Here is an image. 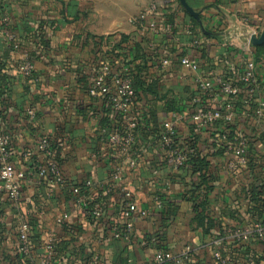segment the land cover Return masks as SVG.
Here are the masks:
<instances>
[{"label":"crops","instance_id":"crops-1","mask_svg":"<svg viewBox=\"0 0 264 264\" xmlns=\"http://www.w3.org/2000/svg\"><path fill=\"white\" fill-rule=\"evenodd\" d=\"M186 2L199 19L179 0H0V126L10 139V160L24 175L18 202L0 198V264H36L50 242L54 264H92L94 258L99 264H152L159 250L172 255L171 264L186 255L181 264H217L215 250L240 262L250 254L264 264L263 244L239 247L225 235V226L248 227L264 217V206L255 209L248 197L254 185H264V119L252 117L264 101L263 58L256 65L258 97L246 104L242 92L232 123L203 129L192 123L193 114L212 106L197 90L196 75L234 79L245 60L255 58V46L248 52L235 35L244 30L243 17L262 33L264 0ZM152 4L155 31L135 22ZM184 57L197 61V74L181 64ZM26 61L31 77L21 72ZM104 61L129 65L136 78L137 96L126 111L119 107L123 101L108 107L89 94L93 71ZM127 113L139 121L131 154L136 166L119 157L116 180V152L106 139L126 127ZM166 121L174 124L180 146H194L196 163L168 168L160 147ZM240 131L249 140V162L232 172L221 135L232 140ZM42 137L54 151L61 183L38 175ZM124 188L146 216L134 213L129 238L116 239L114 228L125 226ZM94 206L102 217L92 216ZM24 225L27 255L19 251Z\"/></svg>","mask_w":264,"mask_h":264},{"label":"built area","instance_id":"built-area-1","mask_svg":"<svg viewBox=\"0 0 264 264\" xmlns=\"http://www.w3.org/2000/svg\"><path fill=\"white\" fill-rule=\"evenodd\" d=\"M157 13L156 4H152L148 11L140 15L135 19V22H147L146 27L152 31L156 30V22L149 19L151 15ZM241 23L244 27L239 34L235 36L242 40L244 48L250 51L253 45H251V38H258L261 33L255 28L252 29V23L249 18L243 17ZM8 42L13 45L14 49H17L18 45L15 43L16 37L13 33L6 35ZM194 45H198V41H194ZM165 61L164 64H167ZM181 64L188 67L191 71L197 74L199 65L197 61L184 57L181 59ZM33 66L29 61L21 67V72L26 77L33 76ZM131 68L128 66L113 67L110 62H101L93 71V81L89 89V94L93 97H102L105 99L107 106L111 104L118 105L120 101L123 104L119 107L122 110L133 105L136 99V91L134 83L131 77ZM258 83L257 68L255 61L252 57L245 60L242 65V69L237 73L234 79H223L221 77H214V74L210 73L208 77L197 74L194 78V84L200 94L209 99L211 107L197 111L192 115V123L198 128L203 129L217 124L220 121L225 123H232L236 114L235 100L244 92L246 95L245 103L249 104L258 97ZM28 114L30 119H34V111L29 109ZM252 117L257 121L264 119V101H260L258 107L254 109ZM127 125L122 131H114L109 133L107 137V143L115 149L116 155V171L115 179H120V166L119 157L123 159L124 163L134 168L136 166L135 161L131 157L132 148L136 142L137 129L139 121L136 116L127 113L126 117ZM163 134L160 141V147L165 153L166 162L168 168L171 170H177L184 166L187 160V154L190 151L189 147H183L179 145L176 135V129L171 121H166L163 125ZM222 140L225 142V149L229 155H232V159L228 162V168L230 171L235 172L238 169L247 166L249 162V140L246 137L244 131L236 133L232 140L227 134L221 135ZM37 151L41 157L42 164L38 168L39 177L53 176L57 182H62L60 170L56 161L54 151L50 146L49 139L42 137L38 143ZM11 147L10 139L7 134L4 133L0 126V198L7 196L9 200L16 203L21 199V185L24 178L23 173L15 168L11 162ZM86 187L91 186L90 182L85 183ZM125 197L127 199L125 208L123 210V216L125 219L124 230L118 227L114 228V237L116 239L124 237L128 239L133 224L130 221L132 215L136 212L141 216H146V212L140 210L134 195L127 190L123 189ZM72 193L78 196V199L85 206L83 202V195L79 187H74ZM159 205V204H158ZM160 208V205H159ZM92 216L102 217V209L99 206H94L91 209ZM64 218H59L58 223H64ZM225 235L234 239L237 242V246L244 247L246 244L257 241L264 245V217L263 219L256 221L253 225L248 227H239L234 225L225 226ZM18 238L20 242V253L27 255L30 253L31 241L26 225L22 226L18 231ZM214 259L217 264H259L258 261L250 254L244 256L243 262L234 261L224 256L220 251L215 250L213 253ZM54 245L52 242L43 245V253L40 255L39 261L36 264H54ZM188 261L187 255L177 261L181 264L183 261ZM174 262L172 255L164 250H159L153 260L152 264H171ZM99 258H94L92 264H99Z\"/></svg>","mask_w":264,"mask_h":264},{"label":"trees","instance_id":"trees-1","mask_svg":"<svg viewBox=\"0 0 264 264\" xmlns=\"http://www.w3.org/2000/svg\"><path fill=\"white\" fill-rule=\"evenodd\" d=\"M126 40L127 39L124 37V39H122V41L119 44H117L115 47H113V51H115L116 48H119L124 42H126ZM254 55H255L254 61H255L256 65H257V62L261 61V58H263L262 61H264V43L262 45L254 47ZM125 66L130 67L127 64ZM131 75H132L131 77H132V81L134 83V88H135L136 96H137V82H136V78L132 74V71H131ZM189 150L190 151L187 154V160H186L184 165H186L188 162H191V161L195 162V163L197 162V160L193 161L195 158L192 159L194 157V155H196L194 146L193 147L191 146L189 148ZM261 188L264 189L263 184H261L260 186L254 185V187H253L254 190L250 193V196H248L250 202L252 203V205L254 206L255 209L257 206L258 207L264 206V191L261 190ZM258 211L260 214H262V212H263L262 210H258Z\"/></svg>","mask_w":264,"mask_h":264},{"label":"water","instance_id":"water-1","mask_svg":"<svg viewBox=\"0 0 264 264\" xmlns=\"http://www.w3.org/2000/svg\"><path fill=\"white\" fill-rule=\"evenodd\" d=\"M179 1L182 4V6L185 8V10L191 16L199 19L198 13H195L194 10L191 7H189V5L187 4L186 0H179ZM250 43H251V45H253L255 47L263 44L264 43V30L262 31L261 35L258 38H256V37L251 38Z\"/></svg>","mask_w":264,"mask_h":264}]
</instances>
